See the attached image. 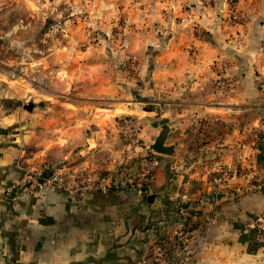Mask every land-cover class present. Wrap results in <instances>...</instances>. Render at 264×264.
Here are the masks:
<instances>
[{
	"label": "crops",
	"instance_id": "1",
	"mask_svg": "<svg viewBox=\"0 0 264 264\" xmlns=\"http://www.w3.org/2000/svg\"><path fill=\"white\" fill-rule=\"evenodd\" d=\"M210 2L126 7L129 27L120 60L96 51L87 55L88 77L77 78L96 84L88 99L83 96L86 103L102 94L118 96L120 106L143 105L128 95L133 84L120 64L132 54L151 105L165 100L159 109L140 111L150 121L148 147L164 124L170 127L167 145L174 146L172 156H158L160 166L144 194L123 188L77 196L69 188L48 189L13 203L6 190L23 170L21 153L0 137V264H152L153 244L173 242L182 209L201 214L194 219L200 227L190 234L188 264H264V234L244 233L264 216V0H238L241 24L227 19L228 0ZM67 100L73 105L79 98ZM69 117L57 120L62 127L55 130L54 149L42 152L47 161L94 154L92 143L107 133L102 126L82 132L78 124L88 117L74 111ZM98 145L97 153L106 148ZM116 155L108 156L107 167L121 163ZM80 165H69L70 182ZM132 165V171L143 168L138 159ZM224 173L229 177L219 182Z\"/></svg>",
	"mask_w": 264,
	"mask_h": 264
},
{
	"label": "rangeland",
	"instance_id": "2",
	"mask_svg": "<svg viewBox=\"0 0 264 264\" xmlns=\"http://www.w3.org/2000/svg\"><path fill=\"white\" fill-rule=\"evenodd\" d=\"M150 1L164 3V0H0V128L3 130L0 137L21 153L23 169L43 163L62 164L47 161L42 152L54 149L56 135L60 134L55 130L62 127L60 122L69 121L72 111L79 118L88 117L83 124L79 122L80 131L86 128L89 133L93 126H102L107 133L100 134L96 143H92L94 154L80 153L74 160L62 161L69 170L71 165L81 164L78 170L106 174L123 163L131 166L150 152V121L140 111L143 106L159 109L165 100L160 99L162 103L155 107L150 103L153 96L145 95L144 88H140L137 56L128 54L120 64L126 80L133 84L128 95L133 101L141 99L143 105L120 106L118 96L102 94L101 98L95 96L86 103L84 97L91 95L88 88L96 84L88 79L77 80L87 78L90 73L86 65L89 54L103 51L109 60V53L112 56L113 52L117 58L114 62L120 60L119 51L126 48L124 37L129 27L125 8L136 6L140 10ZM203 1L211 3V0ZM228 1L227 19L241 24L245 17L238 10V0ZM71 78L76 81L72 83ZM71 96L79 98L77 104L70 105L67 98ZM60 118L62 121H57ZM202 138L198 133L196 141ZM98 141L106 148L97 153ZM107 154H117L116 159L121 163L107 167L110 162Z\"/></svg>",
	"mask_w": 264,
	"mask_h": 264
},
{
	"label": "built area",
	"instance_id": "3",
	"mask_svg": "<svg viewBox=\"0 0 264 264\" xmlns=\"http://www.w3.org/2000/svg\"><path fill=\"white\" fill-rule=\"evenodd\" d=\"M234 19L238 22V15L234 12ZM240 24V23H239ZM219 88L225 92L227 84L220 79ZM260 89L264 92V73L260 82ZM264 143V134L262 136ZM159 155L152 151L143 155V168L133 172L128 163H123L119 169L101 172H88L86 169L74 173L73 180L69 181L70 170L64 163L58 166H49L43 163L40 166L29 167L22 170L19 177L6 190L11 202L15 203L21 196L42 192L48 189L69 188L82 196L85 192L100 190L106 192L110 189L120 190L127 188L138 194H144L153 177V172L160 166ZM136 157V155H135ZM137 158V157H136ZM228 173H224L218 181L227 179ZM186 219L194 220L195 216L182 209V216L176 225V235L173 242H155L151 248L152 264H188L191 256L189 237L191 233L186 232ZM245 234H264V216L251 222L244 230Z\"/></svg>",
	"mask_w": 264,
	"mask_h": 264
},
{
	"label": "water",
	"instance_id": "4",
	"mask_svg": "<svg viewBox=\"0 0 264 264\" xmlns=\"http://www.w3.org/2000/svg\"><path fill=\"white\" fill-rule=\"evenodd\" d=\"M169 133L170 127L164 124L154 143L149 146V150L157 155L172 156L174 154V146L167 145Z\"/></svg>",
	"mask_w": 264,
	"mask_h": 264
},
{
	"label": "trees",
	"instance_id": "5",
	"mask_svg": "<svg viewBox=\"0 0 264 264\" xmlns=\"http://www.w3.org/2000/svg\"><path fill=\"white\" fill-rule=\"evenodd\" d=\"M262 134H260V138H262ZM262 149H264V145L262 144ZM143 160V157L141 158V161ZM180 208H186V206L185 205H183V206H181ZM179 215V218L181 217L180 216V212L178 213ZM191 215L192 216H195V217H197V218H199L200 216H201V214H199L198 212H196V213H191ZM200 225H201V223L199 222V220H197V221H193V220H191V219H186V232H188V233H192L193 231H195L196 229H198L199 227H200ZM191 238L189 237V240H190Z\"/></svg>",
	"mask_w": 264,
	"mask_h": 264
}]
</instances>
